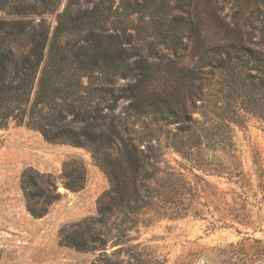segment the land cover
I'll return each instance as SVG.
<instances>
[{
	"label": "trees",
	"instance_id": "trees-1",
	"mask_svg": "<svg viewBox=\"0 0 264 264\" xmlns=\"http://www.w3.org/2000/svg\"><path fill=\"white\" fill-rule=\"evenodd\" d=\"M107 1L90 8L68 0L60 11L58 0H0V129L15 121L51 143L91 150L109 182L97 216L65 230L61 244L95 252L126 239L153 211L159 219L210 218L214 227L246 231L219 248L221 264H264V167L255 154L247 169L234 142L247 116L264 121V34L255 40L252 26L264 0H244L230 21L220 0H148L144 8L137 0L117 8ZM54 13V27L28 19ZM135 14L148 20L137 38L144 52L133 55L127 19ZM82 34L79 45L67 41ZM189 48L196 61L187 66ZM164 150L233 189L214 192L217 204L205 202L164 161ZM63 175L68 189L83 188V164L67 162ZM24 192L32 215H44L34 207L40 194Z\"/></svg>",
	"mask_w": 264,
	"mask_h": 264
},
{
	"label": "rangeland",
	"instance_id": "rangeland-1",
	"mask_svg": "<svg viewBox=\"0 0 264 264\" xmlns=\"http://www.w3.org/2000/svg\"><path fill=\"white\" fill-rule=\"evenodd\" d=\"M84 1L90 8L94 3H109L107 0ZM114 1V8H117L121 0ZM137 1L140 8H144L148 0ZM243 1L220 0L223 16L230 21L238 14L240 5L244 7ZM67 2L58 0V9L62 11ZM37 7L40 13L41 7ZM142 14L127 19L131 27L129 32L134 37L129 46L133 55L143 54L146 44L137 40L143 38L138 31L143 32L148 20ZM252 17V26L257 28L254 39L261 41L264 4L257 6ZM28 19L36 24L44 20L52 27L56 25V13L33 14ZM85 36H71L67 41L79 45ZM159 51L160 56L165 55L162 59H171L167 50ZM195 61L189 48L182 62L190 66ZM154 63L158 64L159 60ZM118 85L125 86L126 82L120 80ZM126 106L129 102L122 103L118 113ZM234 142L247 169L251 168L255 154L260 156L264 167V121L247 116L245 128H234ZM163 153L169 166L202 190L205 202L217 204L214 192L233 189L225 179L204 175L185 164L180 166L181 158L171 151ZM69 161L83 164L86 173L85 184L77 191L68 189L64 179V165ZM24 187L34 196L40 194L34 207L37 211L44 210V215L34 216L28 210ZM108 188V179L94 161L91 150L51 143L39 131L11 121L6 128L0 129V264H221L219 248L246 237V231L240 234L234 227H223L220 223H215L214 227L210 218L159 219L153 211H146L141 218L150 222L140 223L121 242L110 239L106 247L95 252L63 246V232L76 223L96 217L98 199Z\"/></svg>",
	"mask_w": 264,
	"mask_h": 264
}]
</instances>
